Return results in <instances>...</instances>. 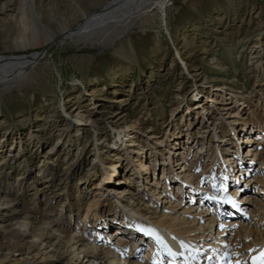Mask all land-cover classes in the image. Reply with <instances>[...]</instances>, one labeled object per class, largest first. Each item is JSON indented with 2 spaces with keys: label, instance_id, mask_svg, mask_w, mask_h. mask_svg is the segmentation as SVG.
Segmentation results:
<instances>
[{
  "label": "rangeland",
  "instance_id": "rangeland-1",
  "mask_svg": "<svg viewBox=\"0 0 264 264\" xmlns=\"http://www.w3.org/2000/svg\"><path fill=\"white\" fill-rule=\"evenodd\" d=\"M110 1L0 0V58L45 50L18 79L0 86V246L11 243L26 219L35 221L31 236L5 251L1 264H71L68 240L41 235L47 224L82 236L86 245L89 239L117 243L112 234L121 225L122 208L115 199L103 208L114 225L100 240L82 222L91 190L103 176L94 154L99 149L111 156L116 140L121 145L133 139L147 151L142 180L121 152L116 182L132 192L127 204L149 208L174 136L192 150L187 168L201 172L210 157L220 156L219 146H228L234 157L239 148L248 154L241 141L252 134L244 124L253 126L261 132L246 159L255 171L243 180L247 200L234 215L245 223L256 214V180L264 179V0H166L164 9L146 11L122 35L111 28L102 36L67 35L80 28L85 12H100ZM219 88L247 100L250 109L236 130L221 119V93L218 103L211 102ZM201 105L213 112L209 118ZM73 111L71 120L66 113ZM120 113L124 120L115 128ZM159 141L161 152L152 154L151 145ZM197 152L202 158L194 161ZM230 233L233 242L236 230Z\"/></svg>",
  "mask_w": 264,
  "mask_h": 264
},
{
  "label": "bare ground",
  "instance_id": "bare-ground-1",
  "mask_svg": "<svg viewBox=\"0 0 264 264\" xmlns=\"http://www.w3.org/2000/svg\"><path fill=\"white\" fill-rule=\"evenodd\" d=\"M165 4L166 0H112L100 12L91 14L85 12L82 17L84 21L80 28L75 32L68 30L67 35L83 37L101 34L102 36L110 31V28L113 30V35H122L146 11L154 7L164 9ZM18 58V61L0 58V86H7L18 79L28 67L33 66L39 59L38 55H34L32 60L29 61H20L22 57ZM224 90V88L217 89V94L211 99V102H217L215 98L221 97V119L236 130L235 125L242 124L239 120H245L243 116L248 113L246 108L247 110L250 108L246 105L247 100L243 96L229 94V90ZM218 93H221V96ZM123 102L124 100L117 101V103ZM204 105H201V107H203L202 111L206 119L213 112L205 109ZM66 114L71 120L74 119V111ZM79 114H81L80 111ZM124 115L120 113L112 121L115 128L120 127ZM219 124L220 122L214 125ZM244 127L245 133H251L252 137H245L241 141V151L244 149L250 152L257 135L261 131H257L255 128L251 129L253 126L251 127L247 123L244 124ZM95 132L97 136L100 134L98 129H95ZM126 132L128 130H118V134L121 136L125 134L123 137L128 139L132 134H126ZM242 133L244 134L243 131ZM150 138L156 139L157 137L151 134ZM181 140L180 136H174V139L171 140L167 152L168 162L162 164L164 166L163 178L156 180L153 184V189L150 192L152 206H149V208L139 207L136 201L127 204V197L132 195V192L130 189L119 187L118 181L116 182L121 169V152L127 154L128 163L137 172L135 173L136 179L142 180L144 178L147 174L149 159L144 147H136L137 143H134L133 139H128L121 145L116 140L114 142L115 146L120 145V147L116 149L115 146H112L111 156H104L99 149L95 152L94 158L102 169L103 176L102 180L95 184L91 190L94 192L88 200L82 222L100 240L102 234L112 230L114 225L113 219L105 213L103 208L109 200L115 199L122 208L120 211L122 213L121 225L116 228V233L112 234L117 238V243L110 245L107 240L100 244L89 239V243L86 245L81 239L82 236L70 237L68 233L54 230L51 224L40 228L41 235L47 238L56 237L58 240H68L72 255L71 264H161L165 260L164 256L152 257L150 256L152 251L143 253V258L139 259L140 254L148 244L143 235H140V232L142 228L148 227H154L156 230L160 229L159 231L162 233L164 232L161 229L164 227L175 236L174 240L189 241L193 245V252H196L194 260H190L189 264H254V262L255 264H261V257L264 254V179L258 178L256 180L261 189L254 192L257 196L255 198L256 208L254 210L256 211L254 212L256 214L254 218L243 223L244 216L234 215L237 211L242 210L241 208L247 200L246 195H244L246 187L243 185V180L249 173L255 171L252 162L246 159L249 152L245 156L242 152H239V148L234 154L237 157H234L229 153L231 152L229 147L223 144V148L227 151V153H223V164L229 172L227 177L228 190L224 192L217 185L214 186V183L219 179L217 180L216 175L211 172L215 169V165L219 163L218 155L208 159L211 163L206 164L207 170L205 171H193L195 167L188 169L187 163L192 150L190 147H186L188 145L184 144V140V143ZM180 144H184V146L182 147ZM162 145L163 141L151 145L153 150L151 153H160L159 148ZM121 147L122 150H120ZM223 148L219 146L221 156H223ZM199 153L195 154L194 161L202 158L200 157L202 154L199 155ZM152 156L155 157L156 155ZM263 164L261 167L264 168ZM262 173L264 175V172ZM176 189L181 191L180 195L176 194ZM171 190L174 191L173 196H171ZM204 193L206 195L201 199L200 197ZM228 196L234 200L235 207L230 203L219 202L225 200ZM210 197H215V199ZM133 199L131 198L132 201ZM199 199H201V202L198 206ZM27 220L24 225L12 232L11 243L0 246V256L7 250L12 251L20 248L23 242L31 236L32 230L35 228V221L30 219L27 222ZM232 228L236 230L233 242L230 241L229 237ZM37 239L36 236L34 243L31 244L32 247L37 246ZM152 240L156 241V238L154 237ZM173 246L176 247L175 244ZM166 253L165 251L164 254ZM173 261L170 264H186L179 259H173Z\"/></svg>",
  "mask_w": 264,
  "mask_h": 264
},
{
  "label": "snow or ice",
  "instance_id": "snow-or-ice-1",
  "mask_svg": "<svg viewBox=\"0 0 264 264\" xmlns=\"http://www.w3.org/2000/svg\"><path fill=\"white\" fill-rule=\"evenodd\" d=\"M222 190L226 191V189H222ZM210 198L215 199V197H210ZM219 202H222V203H233L230 199H225V200L219 201ZM233 207H235L234 203H233ZM156 239H157L158 242H161V243L163 242L158 235L156 236ZM170 251L171 250H169V252ZM254 264H255V262H254ZM261 264H264V254H262V257H261Z\"/></svg>",
  "mask_w": 264,
  "mask_h": 264
},
{
  "label": "water",
  "instance_id": "water-1",
  "mask_svg": "<svg viewBox=\"0 0 264 264\" xmlns=\"http://www.w3.org/2000/svg\"><path fill=\"white\" fill-rule=\"evenodd\" d=\"M44 53H45V50L40 53V55L38 56V58H41L44 55ZM3 58L15 60V61H18L19 60V58H14V57H3ZM22 59H24V60H32V57H22Z\"/></svg>",
  "mask_w": 264,
  "mask_h": 264
}]
</instances>
